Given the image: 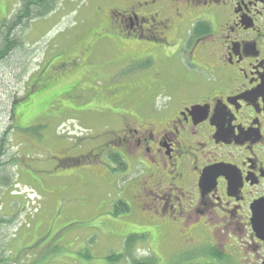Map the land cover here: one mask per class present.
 <instances>
[{"label": "flooded vegetation", "instance_id": "obj_1", "mask_svg": "<svg viewBox=\"0 0 264 264\" xmlns=\"http://www.w3.org/2000/svg\"><path fill=\"white\" fill-rule=\"evenodd\" d=\"M119 3L113 32L95 42H108L117 71L100 73L94 44L45 58L31 84L38 103L118 127L100 151L138 164L127 203L160 229L167 262L264 264V0ZM139 75L150 80L127 83Z\"/></svg>", "mask_w": 264, "mask_h": 264}, {"label": "rangeland", "instance_id": "obj_2", "mask_svg": "<svg viewBox=\"0 0 264 264\" xmlns=\"http://www.w3.org/2000/svg\"><path fill=\"white\" fill-rule=\"evenodd\" d=\"M21 1L0 0V23L18 10ZM119 2L56 0L53 12L35 19L22 31L20 51L0 61L3 264H131L124 257L108 259L110 254L123 252L124 239L131 233L145 234L135 245L139 257H153L155 264H171L159 250L164 238L158 227L142 222L135 208L113 214V205L120 199L135 206L133 183L140 174L137 163L120 156L117 164L111 154L100 151L107 135L114 133L106 131L118 127L105 115L91 111L74 113L47 102L40 105L31 88L37 73L33 72L45 58L56 56L55 63L82 56L85 49H80L81 45H97L99 36L112 33L109 11L121 5ZM112 17L117 19L115 14ZM120 44L128 46L127 50L118 46L128 53L134 48L129 43ZM97 46V64L103 68L100 73L108 76L112 72V77L118 64L106 56L113 52L107 41ZM78 70L74 75L80 73ZM149 80L139 75L126 81L140 87ZM104 83L107 85L101 86L108 88L113 82ZM83 84L89 85L90 80ZM143 91L141 88L134 97L138 99ZM158 100L161 102L163 96ZM93 101L106 104L102 97ZM113 157L119 156L113 153Z\"/></svg>", "mask_w": 264, "mask_h": 264}, {"label": "trees", "instance_id": "obj_3", "mask_svg": "<svg viewBox=\"0 0 264 264\" xmlns=\"http://www.w3.org/2000/svg\"><path fill=\"white\" fill-rule=\"evenodd\" d=\"M56 0H22L20 7L9 17L0 23V61L7 59L23 46L22 31L27 28L35 19L46 17L55 10ZM3 150L0 148V153ZM114 163H119L120 158L111 157ZM79 161V160H77ZM1 167V164H0ZM115 216L128 212L130 209L127 201L120 199L113 205ZM145 234L131 233L124 239V250L122 253H113L108 256L110 261H118L123 257L128 258L131 264H155L153 257L138 256L136 243L142 240ZM4 258L0 252V264Z\"/></svg>", "mask_w": 264, "mask_h": 264}]
</instances>
